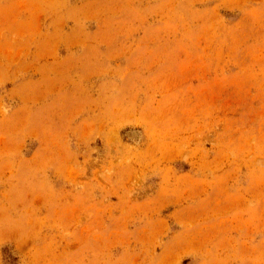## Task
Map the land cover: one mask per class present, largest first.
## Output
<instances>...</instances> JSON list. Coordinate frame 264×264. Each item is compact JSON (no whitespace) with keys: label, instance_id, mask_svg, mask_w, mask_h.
Returning a JSON list of instances; mask_svg holds the SVG:
<instances>
[{"label":"rangeland","instance_id":"obj_1","mask_svg":"<svg viewBox=\"0 0 264 264\" xmlns=\"http://www.w3.org/2000/svg\"><path fill=\"white\" fill-rule=\"evenodd\" d=\"M0 264H264V0H0Z\"/></svg>","mask_w":264,"mask_h":264}]
</instances>
